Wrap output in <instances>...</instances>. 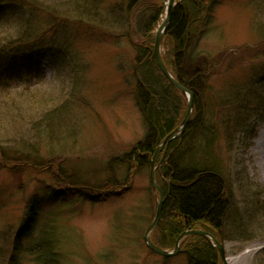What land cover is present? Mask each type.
<instances>
[{"label":"rangeland","instance_id":"rangeland-1","mask_svg":"<svg viewBox=\"0 0 264 264\" xmlns=\"http://www.w3.org/2000/svg\"><path fill=\"white\" fill-rule=\"evenodd\" d=\"M219 1L198 47L214 65L207 72L205 104L207 118L216 122V139L206 159L216 161L232 182L220 230L227 264H264V180L254 152L264 129V0ZM37 3L20 20L0 3V49L10 52L0 55V73L12 67L6 87L0 86V138L9 136L0 162V264H13L11 241L35 196L42 209L31 242L42 230H53L57 264H188L181 249L164 259L146 246L143 236L156 205L149 169L128 174L125 161L146 132L136 102V37L128 35L136 11L124 0ZM53 40L62 58L38 46ZM21 48L30 49L15 54ZM34 99L43 109L35 104L32 113L20 116L17 103L29 101L33 108ZM240 103L245 110L237 108ZM218 105L220 116L230 115L227 130L225 119L215 114ZM235 112L239 120L247 118L239 128ZM20 152L27 162L15 159ZM107 184L129 187L105 201L82 195ZM72 186L82 193L69 191ZM15 264L36 262L22 254Z\"/></svg>","mask_w":264,"mask_h":264},{"label":"trees","instance_id":"trees-1","mask_svg":"<svg viewBox=\"0 0 264 264\" xmlns=\"http://www.w3.org/2000/svg\"><path fill=\"white\" fill-rule=\"evenodd\" d=\"M124 1L126 7L136 11L137 14L132 22V32L128 35L136 37L135 41L130 38L135 50L133 64L137 75L136 102L142 113L146 131L144 137L126 154L125 161L129 166L128 174H130L143 168H150V162L159 144L180 125L186 110V98L160 73L154 58V34L163 14L165 0ZM219 2V0H179L171 10L169 26L163 37L161 52L163 62L170 74L191 92L193 98V112L184 132L168 143L163 159L155 170V178L162 184L164 199L160 220L152 230L150 238L154 244L164 249L173 248L177 237L188 229L209 232L222 243L220 230L229 210L228 188L231 189L232 182L228 184L230 177L218 171L216 161L206 159L209 147L216 139V136L214 138L216 122L211 123L207 118L205 104V94L210 88L207 72L214 65L208 55L198 50L202 38L209 32L212 14ZM0 3L5 5L17 20L21 19L22 11L34 12L35 8H39L37 0H0ZM77 19L81 21L80 15ZM38 46L48 47L55 56L62 58L63 50L57 47L54 40L48 44L39 43ZM29 49H17L15 54ZM6 53H10L8 49H0V55ZM221 57L222 55L217 63L222 59ZM11 68L0 73L1 87H6L4 82L11 78L9 75ZM28 74L38 78V75H34L31 71H28ZM34 100L31 102L33 108H28L31 106L28 105L29 101L26 105L22 104L23 101L17 103L16 107H20V116L27 117L28 113H32L37 107L35 104H39L37 99ZM243 104L240 103L237 108L245 110ZM40 107L39 104L37 110L43 109ZM220 108V105L216 106L215 114L218 116L222 113ZM223 116L225 115H221L219 120L225 119L227 130L230 115L226 116L227 118ZM237 116L236 112L232 113L233 118ZM246 120L247 118L244 120L236 118V128L245 125ZM254 130L250 133L252 138ZM7 139L9 136L0 138L1 163L5 157L3 147H9ZM197 153L202 155L199 156ZM17 155L18 158H15L17 161L25 163L29 160L24 152ZM161 155L162 153L159 157ZM13 160L14 158L10 157V161ZM32 161L36 163L33 158ZM105 186L103 190L92 195H85L73 186L68 190L82 193L86 199L92 201H105L109 196L121 195L129 187L128 185L111 187L113 184ZM62 195L63 192L56 194L57 197ZM41 209L39 198L35 196L30 199L26 220L15 230L11 241L10 263H17L22 254L33 257L36 264L59 262L53 230L52 232L42 230L37 241L31 242ZM180 249L186 254L188 264H221L218 251L206 237L187 235L181 240ZM163 258L167 259V257Z\"/></svg>","mask_w":264,"mask_h":264},{"label":"water","instance_id":"water-1","mask_svg":"<svg viewBox=\"0 0 264 264\" xmlns=\"http://www.w3.org/2000/svg\"><path fill=\"white\" fill-rule=\"evenodd\" d=\"M164 5H165V17L161 21V23L157 26V29L155 31V38H154V45H153L154 58H155L156 65H157V68L160 71V73L169 81V83L172 86H174L181 94H183L186 97L187 104H186L185 114H184V117H183L180 125L177 128H175L172 132H170L162 140L161 144L156 149V152L154 153V156L151 160L150 173H149L150 184H151V187L153 188V190L158 192L159 198H158V201L156 202L154 218H153L152 222L146 228V230L144 232L143 239H144L145 244L147 245V247L150 250H152V251H154V252H156L162 256H172V255H175L179 252L178 242L183 236L188 235V234H197V235L206 236L207 238H209L211 240V242L213 243V246L218 251V253L221 257L222 263L227 264L223 244L219 243V241L212 234L207 233L205 231H202V230L184 231L177 238L176 243H175V247L172 251H168V250H165V249H162V248L156 246L155 244H153V242L150 240V237H149L150 232L152 231L153 228H155V226L158 224V222L160 220L162 203H163V199H164L162 190L156 184L155 179H154V170H155L154 163L157 159V156H158L160 150L162 148H166V146L168 145V143L172 139L180 137L182 135V133L185 130L187 123L190 120V117H191V114L193 111V98H192L191 92L189 90H187L183 85H181L170 74V72L168 71L167 67L165 66L163 59H162V56H161V44H162V40H163V37L165 35V32L169 26L171 10L175 5V0H166V2H164Z\"/></svg>","mask_w":264,"mask_h":264},{"label":"bare ground","instance_id":"bare-ground-1","mask_svg":"<svg viewBox=\"0 0 264 264\" xmlns=\"http://www.w3.org/2000/svg\"><path fill=\"white\" fill-rule=\"evenodd\" d=\"M254 152L257 155L256 166L260 173L261 179L264 180V129H261L258 132V135L255 139ZM226 261L230 263L229 258H227Z\"/></svg>","mask_w":264,"mask_h":264}]
</instances>
